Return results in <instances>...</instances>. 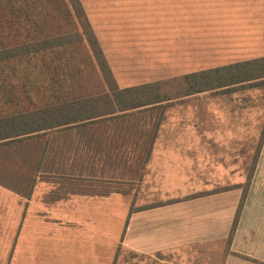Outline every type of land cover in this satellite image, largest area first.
<instances>
[{
  "label": "crops",
  "instance_id": "crops-1",
  "mask_svg": "<svg viewBox=\"0 0 264 264\" xmlns=\"http://www.w3.org/2000/svg\"><path fill=\"white\" fill-rule=\"evenodd\" d=\"M80 2L111 67H169L179 77L245 66L249 80L179 98L250 84L264 93V0ZM165 108L87 125L83 158L21 170L19 186L0 182V264H115L125 250L165 264L190 250L206 251V264H264V142L231 239L242 192L197 183L214 170L209 147L235 143L222 131L236 130V111L264 108L190 107L182 121L163 120ZM147 171L152 207L140 208L128 188Z\"/></svg>",
  "mask_w": 264,
  "mask_h": 264
},
{
  "label": "trees",
  "instance_id": "trees-1",
  "mask_svg": "<svg viewBox=\"0 0 264 264\" xmlns=\"http://www.w3.org/2000/svg\"><path fill=\"white\" fill-rule=\"evenodd\" d=\"M252 76L245 66L185 74L175 97L159 81L122 87L80 0H0V182L19 186L21 170L83 158L87 125L126 121L143 112L132 111Z\"/></svg>",
  "mask_w": 264,
  "mask_h": 264
},
{
  "label": "rangeland",
  "instance_id": "rangeland-1",
  "mask_svg": "<svg viewBox=\"0 0 264 264\" xmlns=\"http://www.w3.org/2000/svg\"><path fill=\"white\" fill-rule=\"evenodd\" d=\"M120 86H130L140 83L159 81L163 91H167L172 97L177 96L176 88L181 83H177V77H172L169 67H111ZM179 78V77H178ZM244 85L233 87L231 93L213 95L208 92L202 96H192L187 98H175L166 102L161 107H166L162 115L163 120L182 121L190 114V107L212 108L214 106L229 107L248 105L256 107L258 111L264 108V93L257 87ZM238 90V91H235ZM225 91V90H224ZM236 130L222 131L225 137L230 135L235 138L234 144H222L220 146H210L211 156L214 157L213 172H206L201 177L198 176L197 183L203 186V190L211 187L214 190H227L228 188H238L242 192L240 201L243 199L244 191L251 185L260 153L264 142V115L249 114L236 111ZM205 118H211L212 114L205 113ZM228 117V114L225 115ZM161 119V120H162ZM246 121L245 125L242 124ZM223 136V137H224ZM217 165L220 170L217 171ZM145 177L140 179L138 185L129 187L134 196L136 205L140 208L152 207V172H145ZM212 189V190H213ZM127 190V187H126ZM206 192V191H204ZM206 251L190 250L187 258H171L173 264H206L210 261ZM115 264H165L163 261L152 258V254H142L132 251H120ZM167 264H169L167 262Z\"/></svg>",
  "mask_w": 264,
  "mask_h": 264
}]
</instances>
